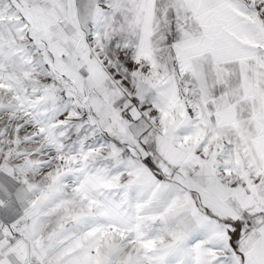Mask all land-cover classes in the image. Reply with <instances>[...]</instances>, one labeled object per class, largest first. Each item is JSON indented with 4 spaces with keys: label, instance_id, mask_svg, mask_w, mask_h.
<instances>
[{
    "label": "snow or ice",
    "instance_id": "snow-or-ice-1",
    "mask_svg": "<svg viewBox=\"0 0 264 264\" xmlns=\"http://www.w3.org/2000/svg\"><path fill=\"white\" fill-rule=\"evenodd\" d=\"M0 264H264V0H0Z\"/></svg>",
    "mask_w": 264,
    "mask_h": 264
}]
</instances>
